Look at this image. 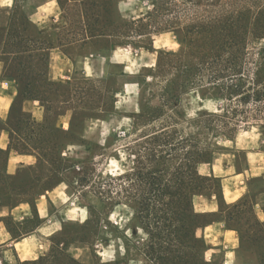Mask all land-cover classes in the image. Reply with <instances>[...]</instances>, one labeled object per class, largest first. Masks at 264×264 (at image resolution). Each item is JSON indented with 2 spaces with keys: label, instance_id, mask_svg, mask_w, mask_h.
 I'll list each match as a JSON object with an SVG mask.
<instances>
[{
  "label": "rangeland",
  "instance_id": "rangeland-1",
  "mask_svg": "<svg viewBox=\"0 0 264 264\" xmlns=\"http://www.w3.org/2000/svg\"><path fill=\"white\" fill-rule=\"evenodd\" d=\"M41 1L17 0L9 10L0 9V59L13 62L22 76L36 77L37 88L47 106L54 104L52 114L58 110L59 101L67 98V93L44 80L49 69L46 65L48 56L46 51L37 48L48 45L49 37L45 31L48 27L60 26L54 36L64 44L66 54L76 60L75 88L90 90L89 95L82 91L79 98L74 97L72 106L91 113L103 107L108 112L112 110L108 90L113 94L118 88H127L116 97L118 107L106 116L98 120L89 119L92 116L85 114L77 116L82 127L75 126V138L72 137L75 141L68 149V156L76 159L67 161L66 165H74L79 177L88 175L90 179L82 188L70 190L69 185L63 184V188L50 194L53 200L49 204L51 215L46 218L43 232L49 234L59 229L55 227L60 225L59 218H70L64 221L62 230L54 237L56 244L67 241V252L70 248L71 252L75 250L73 244L78 245L85 250L84 262L100 264L95 252L97 241L102 243L98 249L104 247L105 253L109 248L113 250L108 245L109 240L117 239L122 244L124 234L138 242L148 238L141 226L131 228L135 210L130 205L139 208L141 192L150 186L135 174L118 176L124 172L133 173L138 166L143 173L151 169L159 177L153 185L159 193L163 186L159 180L164 179L167 165L164 167L157 158L155 164L156 161L148 159L147 151L160 143L152 138L163 127L168 126L169 131H177L184 137L195 134L196 141L207 148L221 147L223 154L217 160L219 163L231 164L235 153L244 167L248 153L255 165V176L264 174V37L258 30L256 14L244 12L246 6H257L261 0H121L118 7L117 0H60L62 6L56 10L58 21L48 18L43 23L45 30L38 34L28 18L31 9ZM99 13L103 17L98 16ZM120 13L128 24L120 22ZM11 24L24 36L17 45L13 42L19 40L3 31ZM142 29L157 32L151 35L134 32L127 36L131 31ZM99 34L103 36L82 41L88 35ZM32 38L33 42L28 41ZM120 42L122 46H116ZM115 46L113 62L108 65L105 55H109ZM92 52L104 55L95 62L103 70L109 68L113 73L109 81L105 78V81L88 82L83 78L80 60ZM158 59L159 67H145L156 64ZM63 60L62 56L61 62ZM126 65L131 69L128 77L122 74ZM141 107L145 116L140 118L137 115ZM159 112L164 115L153 120L154 114ZM61 122H67V117H62ZM155 154L159 155L158 152ZM15 161L12 158L11 162ZM151 162L153 166L149 165ZM173 167L171 165L170 170ZM202 168L205 170L206 166ZM22 169L21 179L28 180L39 174L38 168ZM217 171L221 172L218 168ZM74 176L75 173L70 172L67 182H75ZM240 181L242 175L230 178L225 185L240 189ZM254 185L264 194V183L254 182ZM59 192H63L64 197ZM111 195L113 205L107 203L111 202L108 199ZM153 198L161 206V201ZM196 207L206 208V201L197 199ZM82 211L87 217L83 223ZM70 213L75 215V220L71 219ZM149 220L138 219V225L147 224ZM37 222L35 216L20 225V229L19 225H13L17 233L26 234ZM82 239L86 241L82 243ZM211 242L215 246L223 244L220 236ZM197 247L198 244H190L196 251ZM4 254L8 259L13 258L10 250H5ZM178 254L173 251L171 258ZM210 257L211 251L207 253V258ZM232 258L234 264H243L249 257L242 259L241 252L240 257L234 253ZM214 264L222 263L216 257Z\"/></svg>",
  "mask_w": 264,
  "mask_h": 264
},
{
  "label": "trees",
  "instance_id": "trees-1",
  "mask_svg": "<svg viewBox=\"0 0 264 264\" xmlns=\"http://www.w3.org/2000/svg\"><path fill=\"white\" fill-rule=\"evenodd\" d=\"M244 12L251 15L256 14L258 30L261 37H264V0H261V3L257 6H246ZM98 16L103 17L100 13ZM118 18L122 24H128V21L120 14ZM30 22L33 23L32 21ZM33 25L37 33L40 34L37 25L34 23ZM3 31L7 33V36L14 39L19 40L20 38H24L23 33L12 24L7 26ZM134 32L140 35L146 33L151 35L157 32V30H134L127 34V36ZM18 34H22V36L19 37ZM20 41L13 42V45L19 44ZM28 41L33 42L34 40L32 38ZM119 44L123 43L120 42ZM48 47L40 46L37 49H43L48 54ZM262 54H264V48L262 49ZM0 60H3L5 63L6 75L13 78L18 88L17 97L11 105L7 120L3 121L0 118V134L3 129L9 131V147L7 149L0 147V205L12 207L20 202H29L32 204L33 211L37 213L35 200L47 190L53 189L64 181L66 171L75 172V170H72L74 169V165H66L67 161L73 160L63 156V149L68 143H74L75 141L72 140V137H74L73 131L76 129L75 126L80 125V122L77 121V116L79 114L92 116L89 119L106 116L108 112L114 111L113 94L111 90H108L107 94L112 101V110L108 112V109L105 110L103 107L91 113L90 110L72 106L74 110L72 130L68 132L57 127L58 116L63 113L66 105L73 103L74 97L79 98V93L81 94L82 91L89 95L90 90H82L80 88L73 92L65 84L50 81L45 73L44 80L47 84L62 89L67 93V98L59 101L58 110L52 114L54 104L47 106L46 100L40 95L42 92L37 88L36 77L32 76L29 78L22 76L15 69L13 62L6 61L5 59ZM46 65L48 66L47 57ZM157 65L159 67L160 59H158ZM85 81L93 82L92 80ZM26 99H39L45 105L46 117L43 122H37L29 112L23 109V101ZM47 102L50 103V101ZM180 113L183 115L182 112ZM204 113L209 114V112ZM154 115L153 120H156L164 115V112L163 114L159 112ZM144 116V108L141 107L137 117L141 118ZM168 129V126L163 127L159 133L155 134L152 139L159 140L160 143H156L153 147L148 148L147 151L149 155L148 159L156 161L155 164L158 162L157 158L162 161L164 167L167 165L164 168L166 170L162 169L165 173H163L164 179L159 180V183L163 184L159 193L155 192L156 189L153 187L159 177L151 169L147 173H143L142 168L138 166L133 173L124 172L118 176L123 178L135 174L143 183L150 186V188L141 192V205L139 208H136L132 204L130 205L135 210L130 221L131 228L141 226L144 232L148 234V238L142 242H138L124 234L122 236L123 256H121L122 252L118 250V254L114 259L102 262L96 254L99 263L130 264L132 260H139L140 264H214V262L204 259L203 253L207 248V244L204 238L197 236V229L210 223L213 215L211 213L196 211L194 199L200 195L208 196L215 194L220 205V211L226 215L227 226L237 230L240 235L242 259L245 256L249 257L248 260H246L247 258L244 259L245 264H251V262L252 264H264V220L258 217L255 209L256 204L259 203L264 210V194L258 192V186L254 185V182L264 183V176L251 178L248 193L239 201L227 204L222 193L221 179L214 175H203L198 171L200 163H212L216 154L222 148L219 146H216L217 148L215 147L214 149L207 148V146H202L201 142L196 141L195 134L184 137L179 135L177 131L171 132ZM62 138L64 140H61ZM11 150L19 153L35 154L38 162L28 167V169L35 170L38 168L39 174L31 176L28 180L21 179L23 169L18 170L14 175L9 174L7 172V163ZM156 152L159 153L158 156L155 154ZM151 163L149 165L153 166V162ZM171 165L174 166L173 170H170ZM85 176V178H82L77 175L75 177L76 184H74L75 182L70 183L72 189L84 187L88 182L87 179H90L88 175ZM152 196H154L153 199L158 198V201H161V206H158L152 200ZM108 199L111 202L107 203L113 205L114 197L111 195L108 196ZM143 217L150 218V220L147 224L138 225L137 220ZM6 224L10 232L15 235L17 231L12 227V221L6 220ZM80 241L83 243L86 240L82 239ZM54 242V248L48 254L40 256L38 259L22 261L17 257L15 261H8L0 255V264H87L67 252L66 248L69 245L67 241H59L57 244L55 240ZM191 243L198 244V251H196L197 249L190 248ZM173 251L179 252L178 255L173 256L177 262L171 258ZM187 256L189 257L187 258Z\"/></svg>",
  "mask_w": 264,
  "mask_h": 264
},
{
  "label": "crops",
  "instance_id": "crops-1",
  "mask_svg": "<svg viewBox=\"0 0 264 264\" xmlns=\"http://www.w3.org/2000/svg\"><path fill=\"white\" fill-rule=\"evenodd\" d=\"M17 0H12V3L6 4L3 3L2 0H0V9L1 10H9L10 8L14 7ZM76 1V0H75ZM82 1V0H81ZM121 0H117V7L119 6V3ZM51 3V0H43L39 3H37L30 11L29 13V19L34 24L37 25L39 31L42 33L45 30V27L43 26V23L49 18L50 20H53L54 22H57L59 19L58 14H56L57 7L60 9L61 1L55 0V6L52 9L51 13H45L41 11V8L44 7L46 4ZM83 15H87L85 11L83 12ZM120 15L124 17L121 13ZM46 17V19L43 20H33V17ZM45 30L48 33V54H47V60H48V72L47 77L52 82H59L62 84H65L69 86L73 92H75L77 89L75 88L76 85V75L74 74V70L76 67V60L74 58H71L66 54V52L63 49L64 44L59 42V38H56L54 35L57 31H59L60 26H54V27H48ZM53 33V34H52ZM154 34V33H153ZM52 35V36H51ZM103 35H88L82 39L83 42L86 40H91L93 38L102 37ZM52 37V38H50ZM58 40V41H56ZM116 46H122V44H117ZM116 46L111 49V52L109 55H105V57L108 59L107 64L109 65L111 62H113V58L115 56L116 52ZM62 56L64 57L63 62H61ZM104 55L102 54H96V53H89L84 55V57L81 58V68H82V76L86 80H98L105 81L103 79L106 78V80L111 78L113 76V73L109 71V68H100L99 64L95 62L96 58L101 59ZM64 63V65H63ZM156 64H151L150 67L152 68ZM128 66L126 65L125 68L122 70V74L126 77H128L129 71H126L125 69ZM99 77V78H95ZM127 88L126 86L122 88L116 89V91L113 93L114 97V107H118L116 105L117 99L116 97L119 94H123L126 92ZM18 94V88L13 80L12 77L6 75V69H5V63L0 60V118L3 121H6L10 112V108L12 103L14 102L15 98ZM74 94V93H73ZM114 108V109H115ZM23 109L26 112H29L32 115V118L36 120L37 122H43L46 117V107L40 101L39 99H26L23 101ZM74 110L72 109V104L66 105V108L64 109L63 113L60 114L57 118L56 125L62 130H65L64 125L67 124L68 128L65 131L70 132L72 130V118H73ZM67 117V122H61V118ZM96 120H98L96 118ZM74 143H68L63 149V156L71 158V160L75 161L76 158H72L71 156H68V149L72 146ZM0 147L7 149L9 147V131L7 129H3L0 134ZM221 151L218 152L213 160L212 163H200L198 165V171L203 175H214L216 177H219L221 179L222 183V193L224 200L227 204H233L237 201H239L244 195H246L249 191V181L251 178L258 177V176H264V174L255 176L253 169L255 165L251 162L249 159L248 153H246V163L244 167H242L239 163V158L237 154L233 155V160L231 164H226L225 162H217L219 157L221 156ZM12 158H15V163H12ZM38 159L35 154L31 153H19L15 150L10 151L8 163H7V172L11 175H14L18 172V170L25 168V167H31L35 164H37ZM77 166V164H75ZM203 166H206V169L203 170ZM217 168L221 170V172L217 171ZM75 170V169H73ZM72 171H69V173ZM64 174V181H62L59 185L54 187L53 189L47 190L45 193L41 194L36 200H35V208L37 210V213L33 211L32 204L29 202H20L16 204L15 206H1L0 205V213H6V214H0V235H2V238H0V255L3 259L8 261H15L16 258H20L22 261H32L35 259H38L40 256L48 254L51 249L54 247V237L62 230L63 223L66 219L70 218H59L60 222V228L56 229L49 234H45L43 230L46 228L44 225L46 218L51 215V211L49 208L50 202L52 203V198L50 197L51 193L57 192V190L60 188L62 184H65L66 186H70V190H72V187L70 185V180L67 182V175ZM76 177L78 174L76 172ZM242 175V183L241 186H239L240 189L235 190V186L228 187L225 185L226 181L230 182V178L233 177H239ZM252 175L250 178L249 176ZM64 185V186H65ZM68 187V186H67ZM242 189V191H241ZM74 190V189H73ZM76 190V189H75ZM70 192V191H69ZM204 199L206 201V208L198 209L196 207V200L197 199ZM28 205L27 208L22 207V205ZM194 205L195 209L198 212H204V213H211L214 218H212V221L202 227H199L197 229V233L199 232L198 237H202L205 239L207 248L203 253L204 259L209 262H214L216 260V257L220 259V262L222 264H234V253L236 254V257H240L242 252V243L240 239V235L237 230L229 228L226 223V215L220 211V205L218 202V199L215 194L213 195H200L196 196L194 199ZM256 213L258 217L261 220H264V210L262 209L261 204H256L255 206ZM37 217L38 222L28 230L26 234H20L16 233L15 235L10 232L8 229V226L6 224V220H11L13 224L19 225V229L21 228L20 225H24L28 221L32 220L34 217ZM14 225L12 226L14 228ZM16 230V228H15ZM7 234V238H5V235ZM45 235V236H44ZM129 236L128 234H126ZM44 236V237H43ZM211 237V240L213 241L218 236H220L221 240L223 241L221 245L215 246L209 239ZM47 237V238H45ZM130 237V236H129ZM101 242V241H100ZM99 241L96 242L95 246V252L99 256L100 260L102 262L109 261L112 259H105L103 253H104V247L102 249H98L99 245L102 244ZM105 242L106 239H105ZM120 240L112 239L109 240V246L113 248L112 255L114 257L117 256L118 250L121 251L123 249V252L121 253V256L124 254V247L123 243L119 244ZM45 247L44 249L42 247ZM73 248L75 249L73 252L68 250L71 255H73L75 258L85 261V250L78 246L73 244ZM6 247V249H4ZM10 250L13 254L12 259H8L4 251ZM211 251V257L207 258V253ZM231 254V255H229ZM213 259V260H212ZM133 262H136L137 264H140L141 262L139 260L131 261L130 264ZM245 264V263H243Z\"/></svg>",
  "mask_w": 264,
  "mask_h": 264
},
{
  "label": "clouds",
  "instance_id": "clouds-1",
  "mask_svg": "<svg viewBox=\"0 0 264 264\" xmlns=\"http://www.w3.org/2000/svg\"><path fill=\"white\" fill-rule=\"evenodd\" d=\"M2 2L10 5V4L12 3V0H2ZM54 6H55V0H51V3H48V4H46L44 7L41 8V11H42V12H45V13H51V12H52V9H53ZM32 19H33V20H37V19H39V20H43V19H46V17H39V16H37V17H33ZM125 70H126V71H131L130 68H126ZM192 114H193V113H189V115H192ZM64 127H65V130H67L68 125L65 124ZM60 187L63 188L64 185L62 184ZM59 194H60L61 197H64V193H63V192H59ZM22 207L27 208L28 205L25 204V205H22ZM74 211H75V209H73V212H74ZM0 214H6V213H0ZM69 215L71 216V219H73V220L76 219L75 215H72L71 213H70ZM113 215H115V214H113ZM86 218H87V217H86V213H84V212L82 211L81 223H83L84 219H86ZM55 227H56V228H59L60 225L57 224ZM197 235H199V232L197 233ZM5 238H7V234L5 235ZM121 251L123 252V249H121ZM103 255H104L105 259H114V258H115V257L112 255V250H111V248H109V250H108L107 252L103 253ZM229 255H231V254H229Z\"/></svg>",
  "mask_w": 264,
  "mask_h": 264
}]
</instances>
